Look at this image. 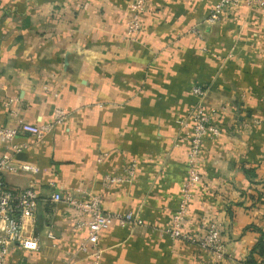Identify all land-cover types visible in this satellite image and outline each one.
<instances>
[{
  "label": "crops",
  "instance_id": "0c3cea01",
  "mask_svg": "<svg viewBox=\"0 0 264 264\" xmlns=\"http://www.w3.org/2000/svg\"><path fill=\"white\" fill-rule=\"evenodd\" d=\"M129 1L0 0V124H53L41 141L15 138L26 147L13 163L38 172L4 179L38 194L24 226L41 246H13L6 264H93L78 251L86 229L74 226L88 217L49 201L68 191L136 219L99 234V264H264L253 252L264 233V8L241 3L209 24L219 0H145L128 40ZM195 86L219 134L202 142L182 231L199 234L216 217L225 242L219 262L166 233L186 178Z\"/></svg>",
  "mask_w": 264,
  "mask_h": 264
},
{
  "label": "built area",
  "instance_id": "2783aa9c",
  "mask_svg": "<svg viewBox=\"0 0 264 264\" xmlns=\"http://www.w3.org/2000/svg\"><path fill=\"white\" fill-rule=\"evenodd\" d=\"M241 3L249 7L264 8V0H219L211 10L207 22L209 24L218 22L223 14L233 10ZM129 10L125 37L128 40H134L140 30L141 17L146 12V1L130 0ZM192 94L197 102L188 113L184 124L190 128L187 140L186 178L181 186V199L178 208L171 217L166 233L172 240H182L199 246L209 252L215 261L219 262L224 260L225 242L222 238V224L216 217L205 218L199 234L190 235L182 231L192 199L193 188L200 180L196 170V162L201 152L202 142L206 136L219 134V125L204 108L202 101L204 90L195 86L192 88ZM63 117L62 112H56V123H59ZM52 127L53 124L37 126L23 120H19L15 126L0 124V146L4 148L0 155V264H6L9 251L13 246L34 252L38 251L41 246L39 237L26 233L24 226L25 222H31L34 218L39 201L38 194L30 187L21 189L9 186L4 175L18 172L37 173L38 168L36 166L15 165L13 163V154L21 152L26 147L24 144L15 143V138L23 133L33 137L36 141H41L51 131ZM133 168L134 166L129 171L130 176L133 174ZM106 180L110 183L119 181L118 178H106ZM49 201L63 203L68 208L73 209L81 218L83 216L88 217L86 221L78 218L74 226L77 229H86V238L79 244L78 251L88 256L93 264H99L101 259V251L97 248V243L102 231L108 229L115 222L120 226L136 222L131 212L123 214L104 212L101 208V201L97 197L84 200L68 191L62 194L53 193ZM46 238L53 240L55 236L48 231Z\"/></svg>",
  "mask_w": 264,
  "mask_h": 264
},
{
  "label": "trees",
  "instance_id": "16d2710c",
  "mask_svg": "<svg viewBox=\"0 0 264 264\" xmlns=\"http://www.w3.org/2000/svg\"><path fill=\"white\" fill-rule=\"evenodd\" d=\"M261 191V189H258V192L256 193L258 199H260L261 195H263L261 194ZM253 252H257L259 255L264 257V233H260V239L256 243ZM246 264H254V262L250 259L248 262H246Z\"/></svg>",
  "mask_w": 264,
  "mask_h": 264
}]
</instances>
